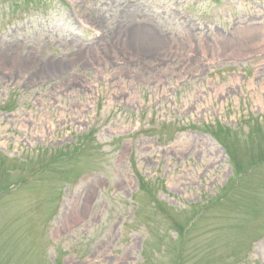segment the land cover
<instances>
[{
	"label": "rangeland",
	"instance_id": "374dc122",
	"mask_svg": "<svg viewBox=\"0 0 264 264\" xmlns=\"http://www.w3.org/2000/svg\"><path fill=\"white\" fill-rule=\"evenodd\" d=\"M0 264H264V0H0Z\"/></svg>",
	"mask_w": 264,
	"mask_h": 264
},
{
	"label": "trees",
	"instance_id": "16d2710c",
	"mask_svg": "<svg viewBox=\"0 0 264 264\" xmlns=\"http://www.w3.org/2000/svg\"><path fill=\"white\" fill-rule=\"evenodd\" d=\"M217 129L219 130V133L221 134V135H225V137L224 138H220V140H226V139H228V134L230 133V130H225V127H223V126H219V127H217ZM228 133V134H227ZM227 143V142H226ZM228 145V144H227ZM227 148H228V146H227ZM256 164V162H254V164H252V165H255Z\"/></svg>",
	"mask_w": 264,
	"mask_h": 264
},
{
	"label": "bare ground",
	"instance_id": "6f19581e",
	"mask_svg": "<svg viewBox=\"0 0 264 264\" xmlns=\"http://www.w3.org/2000/svg\"><path fill=\"white\" fill-rule=\"evenodd\" d=\"M54 67H55V66L49 65V66L46 67V69H47L48 71H52L53 69H55Z\"/></svg>",
	"mask_w": 264,
	"mask_h": 264
}]
</instances>
